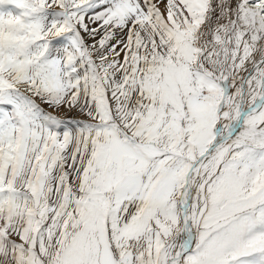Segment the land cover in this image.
Segmentation results:
<instances>
[{"label": "snow or ice", "instance_id": "obj_1", "mask_svg": "<svg viewBox=\"0 0 264 264\" xmlns=\"http://www.w3.org/2000/svg\"><path fill=\"white\" fill-rule=\"evenodd\" d=\"M0 264H264V0H0Z\"/></svg>", "mask_w": 264, "mask_h": 264}]
</instances>
